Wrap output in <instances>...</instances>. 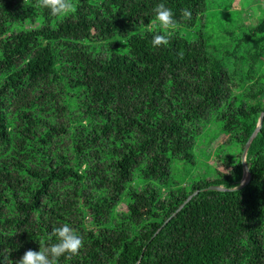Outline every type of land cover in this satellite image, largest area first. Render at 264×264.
<instances>
[{"label":"trees","instance_id":"obj_1","mask_svg":"<svg viewBox=\"0 0 264 264\" xmlns=\"http://www.w3.org/2000/svg\"><path fill=\"white\" fill-rule=\"evenodd\" d=\"M233 1L72 0L62 17L0 0L8 264L64 224L84 247L59 264H264V119L237 189L264 112V3ZM160 3L177 24L153 48Z\"/></svg>","mask_w":264,"mask_h":264},{"label":"clouds","instance_id":"obj_2","mask_svg":"<svg viewBox=\"0 0 264 264\" xmlns=\"http://www.w3.org/2000/svg\"><path fill=\"white\" fill-rule=\"evenodd\" d=\"M35 6L47 9L52 16L66 17L74 12L72 0H35ZM153 11L155 19L150 24L148 31L152 33V47L159 48L169 43V30L175 28L177 21L173 11L163 3L157 4ZM180 15L182 20L191 19V12L187 9L181 10ZM178 55L182 58L183 53H178ZM52 236L56 238V243L49 242ZM82 247H84L82 235L68 224L60 225L52 228L48 241L39 240L38 251L31 249L25 251L15 264H59L60 257L65 256L70 259L72 256L78 255ZM6 257H9V253L0 255L2 258L0 264H8Z\"/></svg>","mask_w":264,"mask_h":264},{"label":"water","instance_id":"obj_3","mask_svg":"<svg viewBox=\"0 0 264 264\" xmlns=\"http://www.w3.org/2000/svg\"><path fill=\"white\" fill-rule=\"evenodd\" d=\"M263 119H264V112H262L260 114V117H259V120H258L256 128L253 130L251 135L248 137V139L245 142V145L243 147V150H242V153H241V160H242L243 167H244V174H243V177H242V180H241V184H240V186L237 189L242 188L245 184H247V182L250 179V171H249V168H248L247 163H246V153H247V150H248V147H249L251 141L253 140V138L256 136V134L260 130L261 125L263 123ZM208 189L227 190L226 188L218 187V186H211ZM196 193H198V191H195L193 194L188 196V198L183 202V204H181L179 206V208L164 222L163 225H165L173 216H175L177 214V212L184 206V204L187 203ZM161 228H162V226L157 230L155 235L159 232V230Z\"/></svg>","mask_w":264,"mask_h":264},{"label":"rangeland","instance_id":"obj_4","mask_svg":"<svg viewBox=\"0 0 264 264\" xmlns=\"http://www.w3.org/2000/svg\"><path fill=\"white\" fill-rule=\"evenodd\" d=\"M260 2H263L264 3V0H261ZM240 0H234L233 1V3H232V6H239L240 7ZM249 3L251 4V5H255L256 4V2H255V0H249ZM247 9V8H246ZM244 13H246V15L247 14H249L248 13V11L246 10V11H244ZM249 16V15H248ZM247 16V17H248ZM247 22H250V19L248 18V20H246ZM203 147V149H206L205 151H204V153H206L207 154V152H212V149L210 148V147H206L205 145H202ZM206 156V155H205ZM212 159H210L209 161L210 162H215V158L214 157H211Z\"/></svg>","mask_w":264,"mask_h":264}]
</instances>
